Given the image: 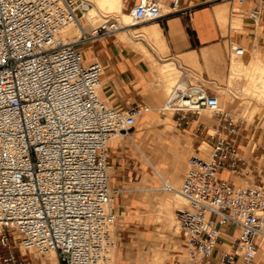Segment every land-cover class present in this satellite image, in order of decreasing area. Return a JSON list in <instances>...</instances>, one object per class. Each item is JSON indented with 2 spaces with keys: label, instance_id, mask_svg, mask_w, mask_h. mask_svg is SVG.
Wrapping results in <instances>:
<instances>
[{
  "label": "built area",
  "instance_id": "1",
  "mask_svg": "<svg viewBox=\"0 0 264 264\" xmlns=\"http://www.w3.org/2000/svg\"><path fill=\"white\" fill-rule=\"evenodd\" d=\"M222 1L232 11L252 1L249 18L261 19L263 0ZM179 2L163 13L157 0H141L130 12L136 25L159 22L177 13ZM91 7L87 0H0V264H24L18 250L54 251L59 264H110L117 224L111 144L149 108L111 106L101 96L102 63L87 61L80 47L124 26L108 19L93 33L81 26L77 42L59 39ZM231 50L246 55L242 46ZM163 110L178 121L203 110L215 118L200 132L210 150L204 153L202 142L189 158L181 187L162 180L164 191L187 202L177 211L186 257L170 264H253L264 242V187L241 182L263 171L241 151L242 123L201 82L176 83ZM227 226L238 236L220 250Z\"/></svg>",
  "mask_w": 264,
  "mask_h": 264
},
{
  "label": "crops",
  "instance_id": "2",
  "mask_svg": "<svg viewBox=\"0 0 264 264\" xmlns=\"http://www.w3.org/2000/svg\"><path fill=\"white\" fill-rule=\"evenodd\" d=\"M140 1L128 0L129 9L139 4ZM172 1L164 0L169 5V8L172 6ZM227 3L222 0H180L179 6H177L179 8L177 13L168 14L158 23L140 24L141 26L139 27L137 25L130 27V29L128 28V30H131L128 32V42L120 40L118 33V37L115 34L93 39V43H96L93 47L94 50L85 48L83 52L87 61L96 59L104 67L102 98L107 99L114 107L125 110L137 106L148 107V105L156 106L159 104L160 99L155 95L154 89L156 90L160 87L153 85L158 80L156 70L148 61L147 53L144 51L153 55L155 53L144 39L133 41L129 35L130 32H138L151 44L153 40L150 39L146 30L154 25L159 27L165 39V46L162 51L165 54L169 53L170 56H181L185 62H191L190 57H196L197 63H191L203 69V78L206 81H209L210 74L221 79L224 78L226 50L227 46H232L233 40L235 43L249 49L246 61L250 60L252 53L257 50L264 64V0L260 21L254 22L250 18H245L244 26L247 32H235V35L232 32L231 24L224 27L217 15V10L225 9L224 6ZM161 23L165 25V28L161 26ZM124 43H128V45ZM141 48H143V52H139L138 49ZM165 62L168 61H164L163 64ZM176 66L178 67L177 64ZM181 73L179 84L181 86L191 84L187 71L182 70ZM148 108L149 111L140 116V118L152 119L159 116L155 108ZM250 109V106L243 109L246 116ZM257 113L258 111L249 118L252 119ZM174 122L178 126L173 132H167L161 136L159 133L161 129H157L160 137H154L145 130L139 131L134 128L129 132L128 136L114 140L111 144V182L115 191V213L119 216L117 264H144L139 261H133V251L128 250V223L135 226L136 223L142 221L138 220L137 212L140 206L136 200V194L139 192L136 185L149 175L150 170L151 172H158L155 165L163 170H169L173 163L183 162L184 158L179 153L183 152L187 145H191L192 149H195L197 153L202 142L207 143L208 141L200 133L202 128L214 125L211 121L202 118V115L193 114H189L181 121L174 117ZM162 123L166 122L162 121ZM239 144L249 163L260 167L262 163L260 159L264 157V130H256L248 126L244 127ZM184 176L182 175V179ZM249 178L258 179L259 175L254 172L245 180ZM160 198L156 202L157 207L159 206ZM129 215H133V218L128 220ZM158 218L160 222H163V227H170L169 223L163 220L160 215ZM145 221L144 219L143 224L136 226L137 229L139 227H147ZM130 231L137 232L134 228H131ZM143 233L146 234L145 232ZM222 233L224 240L223 248H220V250L230 249L238 236V230L233 226H227L222 228ZM129 237L137 238L139 234H132ZM257 242L260 243V240L258 239ZM154 256L157 259L161 257L158 251H155ZM212 262L213 264H222L216 258ZM236 264L242 263L237 262ZM253 264H264V242L261 243Z\"/></svg>",
  "mask_w": 264,
  "mask_h": 264
},
{
  "label": "rangeland",
  "instance_id": "3",
  "mask_svg": "<svg viewBox=\"0 0 264 264\" xmlns=\"http://www.w3.org/2000/svg\"><path fill=\"white\" fill-rule=\"evenodd\" d=\"M260 1L261 0H257L258 3H260ZM157 2L161 4L163 13H167L170 11L169 5L166 4L164 0H157ZM224 7L226 9V14H227L226 26H229V24H231L233 34L235 35L237 32L238 33L247 32V29L244 26V19L249 18L250 11L253 8L252 1H250L249 3L246 2L242 6L236 4L234 7L235 9H233V11H232V5L230 3L225 4ZM240 12L242 15L240 14ZM125 13L130 14L128 0L126 1ZM105 17L106 18L99 19L97 22H94L92 25H86L87 24L86 23L85 24L86 26H84V29L88 33H93L94 30L100 24L105 22V19H112V20L116 19L118 21H122L120 15L109 14V15H106ZM129 21L131 23L133 20L131 19L128 20V23ZM151 23H158V22L152 21V22L143 23L141 25H148ZM141 25H138L137 27ZM161 26L165 28V25H163L162 23H161ZM78 27L80 28L81 25L79 24ZM116 36L118 37L117 33H116ZM130 36L133 39V41L136 39H141V38L146 41L150 49H152V51L155 53V55H153L152 53L147 52L148 53L147 56L151 60H153V64H156V66L154 65V68L155 67L157 68L158 65H160V62L163 63L164 61H171L178 65L177 67L174 64L172 66L173 68L169 69L170 71V72L168 71V74L170 75L168 76L169 78L164 77V75L157 76L158 78V80L156 81L157 85L155 83L153 85L155 87L159 86L160 88L156 90L154 89V91L161 90L164 88V86H166L164 97L160 99L159 104H157L156 106L148 105V107H150L151 109L155 108L157 114L159 115L157 118H152V119H158V118L163 117L164 115H168L170 121H168L167 123L169 124L162 123L156 120H155L156 121L155 123L153 122L152 124H150L152 120L151 118L148 119L146 117L145 118L139 117L137 119L136 126H135L137 130L139 131L145 130L149 132L151 135H153L154 137H160V135L162 136L166 134L167 132H173L177 129L178 125L176 124V122H174L173 113L169 111H164L163 107L168 101V97L171 94V90L173 86L176 83H178V81L181 79L182 70L187 71L191 84L201 82L205 84L207 87H209L210 89H212L213 92L217 93L220 96V102L222 104V107L226 111V113L239 119L240 123H242L243 128L248 126L256 130L258 129L264 130V99H263L264 96L260 95V93L256 94V93L251 92L244 76L238 77L237 79L233 81L234 83L229 84V81H230L229 77L232 72V66H233L234 61H239L242 59V57H237L231 50V47H236V45H239L235 43L234 40L232 42V46H227L224 78L221 79V78H218V76L210 74L209 81H206L203 78V69L201 67H198L191 62H185L181 56L175 57V56H170L169 53L165 54L163 51L160 50L159 46L155 42L151 41L152 45L149 44V42L143 36H141L138 32H131ZM126 41L128 42V40ZM124 44L128 45V43H124ZM131 44L135 46L134 43H131ZM95 45L96 43H93V39H89V40H86L80 47L82 48V50H84L85 48L94 50L93 47ZM139 45H142V44H139ZM138 50L139 52L141 51L143 52V48L138 49ZM248 53H249V49H248L247 54L244 56V59H246V57L248 56ZM256 53L260 54L256 50L254 53H252V55ZM260 64L263 65L264 67V64L262 61L260 62ZM228 66H229V72H228ZM228 84L232 88H230ZM229 89L230 90L232 89V90L228 91ZM235 91H237L236 93L237 96L236 94L234 95L232 94V93H235ZM109 104L113 106L110 102ZM256 104H258L259 110H258L257 115L251 119L249 118L250 112L248 114L247 113L248 111H247L246 113L248 115L246 116L245 111H243V109L247 108V106H250V107L256 106ZM201 115H202V118L208 121H211L213 124H215V118L213 117L211 112H209L208 110H203ZM158 128L161 129V132H159L160 135L158 134V131H157ZM201 150L204 153H208L210 150V147L209 145H205L204 147L201 148ZM195 154H196V150L189 148L186 151L185 156L183 157L184 158L183 162L178 163V164L173 163L169 170H163L159 166L155 165L156 170L159 172L160 176L164 180L169 182L175 188L179 189L181 187L182 180H183L182 175H185L187 172L188 160L191 156ZM260 160L262 163L259 169L261 168L263 173L260 175L258 179L249 178L248 180H242L241 183L243 186L260 185L264 187V157H262ZM158 172H154V171L151 172L150 170L149 175H147V177H145L142 181H140L139 184L136 185L138 186V189H139V192L136 194V200H137V204L140 206L137 214H138V220H142V221H140L139 223H136L135 226L130 225L128 223V250L133 251V255H134L132 259L133 261H139L144 264H170L175 259L182 260V259H185L186 257L185 256L186 252L184 250L183 240L180 234V228H179V224L177 220V211L179 209H183L186 206L187 202L185 201L184 198L176 196V194L166 192L162 189V180H161V177H159ZM164 195H170V196L175 197L176 199V202L172 209L171 217L170 218L161 217L163 220L169 223L170 227L168 228L163 227V222L159 221V218H158L159 211L156 206V202L159 199V197H162ZM151 200L154 202V206ZM115 204H116V200H115ZM132 218H133V215H131L128 218V220ZM144 219L146 220L145 222H146L147 227H139L138 228L140 230L139 231L136 226L138 225L140 226V224H143ZM117 220H118L117 225L111 231L114 245L110 250V255H109L110 264H117L116 255H117V241H118L117 231H118L119 216H117ZM131 228L136 229L137 232L130 231ZM143 232H145L146 234H144ZM137 233L139 234V237L137 238L129 237L130 235L137 234ZM155 251H158L160 253L161 255L160 258L157 259L154 256ZM17 255L20 259H22L25 262L24 264H59L57 257L53 256L54 258H52L51 253L50 254L49 253L40 254L38 252H33L30 254L24 251L20 252L18 250Z\"/></svg>",
  "mask_w": 264,
  "mask_h": 264
},
{
  "label": "bare ground",
  "instance_id": "4",
  "mask_svg": "<svg viewBox=\"0 0 264 264\" xmlns=\"http://www.w3.org/2000/svg\"><path fill=\"white\" fill-rule=\"evenodd\" d=\"M87 1H89L91 3L92 7L85 14V16L83 18H81L80 25L83 27L86 25H92L94 22H97L99 19L106 18L105 16L109 15V14L120 15L122 21H118L116 19L115 20L119 23L120 26H124L125 28L118 31L117 33L119 34V36L121 38V39L119 38L120 40L127 42L126 40H128V32L131 31V30H128V28L130 29V27L137 26L134 23L133 15L131 14V12H130V14L125 13L127 0H87ZM144 1H147V0H144ZM240 14H241V12H240ZM217 15L221 21V24L225 27L226 26V17H227L226 9L223 8V9L217 10ZM130 19L133 21L131 23L129 21V23H128V20H130ZM107 20L108 19H105V22ZM78 25H77V23H73V24H70V25L64 27L58 35L59 39L65 44L79 41L83 36V32H82L81 27L79 28ZM146 32L149 35L150 39H152L159 46L160 50L162 51V48L165 46V39H164L159 27L157 25H154V26L150 27V29H147ZM130 33H129V35H130ZM236 46H239V45H236ZM243 48H245V47H243ZM245 50H246V54H247L248 49L245 48ZM144 52L147 53L146 51H144ZM237 57H240V56H237ZM147 59L152 64L153 67H154V65L156 66V64H153V60H151L148 56H147ZM190 60L193 63H197L196 57H190ZM261 61H262L261 55L258 53L251 55V58L248 61H246L244 59V56L242 57L241 60L234 61L233 66H232V72H231V75L229 77V80H230L229 84L234 83L233 81L235 79H237L238 77L244 76L251 92L256 93V94L260 93V95L264 96V67H263V65L260 64ZM173 65H174V62H171V61L165 62L164 64L160 63V65H158L157 68L155 67L156 75L157 76L164 75V77L169 78L168 76H170V75L168 74V71L170 68H173L172 67ZM229 84H228V86H229ZM230 88H232V87H230ZM165 90H166V86H164V88L161 90L155 91V95L159 99H162V97H164ZM231 90L229 89L228 91H231ZM236 93H237V91H235V93H232V94L234 95ZM236 96H237V94H236ZM169 97H168V100H169ZM235 98H237V97H235ZM252 102H253V100H252ZM167 103H168V101L166 102L165 106L167 105ZM258 108H259L258 104H256V106L251 107V109L249 111L250 114L248 113L249 117H252L258 111ZM155 120L160 121V122L163 121L166 123L168 121H170L168 115H164L163 117L158 118V119H152L151 122L155 123L156 122ZM205 145H208V144L204 143L202 147H204ZM189 148H192L191 145H187V147L184 149V151L180 152L179 154L182 157H184L186 151ZM159 177H161V176H159ZM161 180H164V179L161 177ZM164 181H166V180H164ZM168 184H170V183L168 182ZM171 186H173V185H171ZM169 193H173V194H176V196L182 197L179 193H176V192H169ZM175 202H176V199L173 196H170V195L162 196L160 198V201H159V206L157 207L160 217L170 218ZM50 253L52 255V258H54L53 256H56V253L54 251H52Z\"/></svg>",
  "mask_w": 264,
  "mask_h": 264
}]
</instances>
